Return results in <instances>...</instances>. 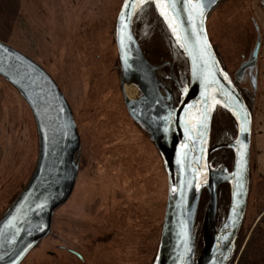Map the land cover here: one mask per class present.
<instances>
[{
	"label": "water",
	"instance_id": "1",
	"mask_svg": "<svg viewBox=\"0 0 264 264\" xmlns=\"http://www.w3.org/2000/svg\"><path fill=\"white\" fill-rule=\"evenodd\" d=\"M223 0H124L115 25L121 86H132L139 98L124 95L127 113L149 135L162 160L167 198L161 237L152 264H229L243 225L250 182L252 115L223 70L206 30L207 16ZM154 8L174 46L188 65L189 85L176 108L159 92L155 69L132 32L134 15ZM254 45L236 76L246 90L257 89L261 35L254 21ZM0 78L11 85L32 115L38 139L34 170L21 192L0 215V264H21L50 228L55 211L70 197L78 171L80 140L69 104L57 84L37 63L0 41ZM242 87V86H241ZM124 92V90H123ZM225 111L236 132L224 145L232 167L209 164L211 121ZM227 185L229 203L216 225L217 188ZM203 191L208 194L196 255L195 223Z\"/></svg>",
	"mask_w": 264,
	"mask_h": 264
},
{
	"label": "rangeland",
	"instance_id": "2",
	"mask_svg": "<svg viewBox=\"0 0 264 264\" xmlns=\"http://www.w3.org/2000/svg\"><path fill=\"white\" fill-rule=\"evenodd\" d=\"M123 1L0 0V41L19 49L35 60L56 81L60 91L65 93L69 107L74 109V114L80 121L79 130L82 137L79 140L82 143L84 159L88 160L78 182L77 171L69 200L53 215L54 231L50 237L43 239L22 264H76L77 262L70 260L60 251L59 246L63 242L85 254L89 260L85 264H94L90 261L94 255H100L102 251L104 257L100 264H150L154 255L161 233L159 222L162 208V212H165L167 178L165 170L161 172L159 168L160 162L154 146L137 127H134L124 108V92L114 42L116 20ZM75 11L82 13L80 25L77 31L75 27L70 28L71 35L61 43L58 38H62L66 32L65 17L67 13ZM143 18L144 16L137 22V32L147 40L149 37L144 33ZM73 20L76 21L77 18ZM254 21L264 40V9L259 0H223L208 15L206 22L208 38L231 74L236 75L241 61L248 57L254 45L256 36ZM38 31L42 39L38 34L35 36ZM146 40L143 48L150 51V41ZM82 53L91 56V61H87L90 62V66L93 63V68L103 64L99 67L100 70H97L100 76L89 83L94 85L92 91L84 84L86 77L81 71L88 65L83 64ZM262 54L263 49L258 57L263 67L261 74L264 73ZM71 72L78 73L71 75ZM238 83L243 91L252 93L251 90H246L247 82L246 86L244 82ZM137 94L139 93L135 96ZM93 95L99 97H94L93 104L88 105L84 97ZM258 105L259 110H264V91L262 94L260 92L253 106L255 114ZM261 117L264 120V114ZM217 118H222L223 122L224 119H230L226 112L220 113ZM226 122L223 128L234 134L231 120ZM253 132L255 133V129ZM254 133L250 146L252 186L257 177L264 178V135H260L256 141ZM37 156L38 139L30 110L18 92L0 78V215L26 185L34 170ZM94 172L97 177L100 176L98 181L101 184L103 177L104 181L108 182L112 181V176L120 175L123 178V174L126 175L119 181L121 183L117 184L123 189L125 197L131 201V207L128 208L130 218L122 219L123 224L120 227L117 217L114 222L116 226L107 228L108 232L113 228L115 232L117 231L116 236H122L114 237L120 238L121 243L115 242L111 245L113 237H108L102 242L103 247H97L96 242L101 233L93 232V229H89L90 226L79 230L72 220L66 218L68 211L80 212V204L85 200L90 202L94 197H101L104 205L111 195V189L104 183L99 189L95 185L92 186ZM102 172L105 173L103 177ZM90 176L91 179H88ZM86 181L89 182V189L83 188ZM225 186L227 185H221L218 187L219 190L217 189V226L221 222H218L217 217L224 216L228 206L229 191ZM253 194L254 192L248 194L245 218L240 229L241 238L245 236L241 250L257 222V219L253 220ZM203 196H206L203 200L209 199L206 193ZM199 217L204 216L197 211V219ZM86 218L96 222L95 217ZM203 220L200 222L203 223ZM239 254L240 252L234 259L232 257L229 264L237 263Z\"/></svg>",
	"mask_w": 264,
	"mask_h": 264
},
{
	"label": "flooded vegetation",
	"instance_id": "3",
	"mask_svg": "<svg viewBox=\"0 0 264 264\" xmlns=\"http://www.w3.org/2000/svg\"><path fill=\"white\" fill-rule=\"evenodd\" d=\"M259 2L264 9V0H259ZM149 7L152 8V6H149ZM148 12L150 13V11H148ZM152 15H151L150 19L153 21V20H155V16H154V14H152ZM207 19H208V16H207ZM135 25H137V22L135 23ZM38 33H39V31L35 33V36ZM207 34H208V32H207ZM39 37L42 39V36L39 35ZM135 38H136V36H135ZM140 39L142 40L145 38L140 37ZM136 40L140 46V44H141L139 42L140 40L138 41L137 38H136ZM209 40H210V38H209ZM169 41L172 45L171 54H174V53L180 54V51L174 46L172 40L170 39ZM40 42L42 43V41H40ZM114 42H115V40H114ZM210 43H211V45L215 51V54L217 56L218 55L217 50H216V48H215V46L211 40H210ZM141 46H140V48L142 51ZM30 47H31V45H30ZM13 48L23 54V52H21L19 49L15 48V47H13ZM142 52H144V49ZM148 52H150V51H148ZM24 55H26V54H24ZM82 55L84 56V59L91 61V56H89L87 53H84V54L82 53ZM143 55H144V53H143ZM26 56L29 57L28 55H26ZM29 58L31 60H33L31 57H29ZM98 59L100 60L101 57L99 56ZM178 59H180L179 56L177 57V59H175L174 62L169 61V62H162L159 64L154 63V62H150L146 59L152 66L156 67L155 74H156L157 80L159 82V87H158L159 92H160L161 96L164 98L166 104H168L172 108H176L179 105V103L181 102V99H182V92L189 85L188 68L186 69L184 67L185 63L182 62V69H178V67H179L178 61H177ZM217 59H218V56H217ZM33 61L36 63L35 60H33ZM91 64L93 65V63H91ZM87 65H88L87 68L83 69V71H81V72L91 73L90 76H92V79L90 81H87L89 75L88 74L84 75L86 77V82L84 84L87 86L88 89H90V91H92L94 85H92L93 83L92 84H89V83H91L93 79H96L95 77L100 76V73H98L99 71H97V70H99L100 69L99 67H101L103 64L99 65V67H94L96 69H94L92 65L90 66V62ZM220 65L222 66L223 70L228 74V76L230 77L231 81L233 82V84L235 85L237 90L241 89V87L239 86V83H238L239 81L236 78V75L234 73L231 74L227 70V68L224 65V63L222 62V60H221ZM90 67H92V68H90ZM119 68H120V66H119ZM120 74H121V71H120ZM54 82L56 83V81H54ZM238 92L240 93V91H238ZM62 93L66 97L65 93L64 92H62ZM242 94H241V96H243ZM248 96L250 97V99L252 98V100L254 101V94L253 93H249ZM94 97H99V96L93 95L92 97H84V100L88 105H90V104H93V98ZM138 98H139V94H137V96L134 97V100H137ZM66 100H68V99H66ZM123 100H124V98H123ZM124 108L126 110L125 103H124ZM70 109L72 110L74 122H75V125L77 128V132L79 134V138H81L82 136H81V133L79 130L80 129L79 128L80 121L76 118V116L74 114V109L72 107H70ZM126 113H127V110H126ZM220 113L225 114V112L222 110H216L213 113V117H212V121H211V131H210V137H209V150H212V151H211V154L209 156V164H210L211 168H213V169L225 167L228 170H230L232 167V162H233V154L229 149L225 148L224 145H227L233 139L235 134H232V131L228 132L223 128V125L225 127V125L227 124L226 120L230 121L232 118L226 113V115L228 117H230V119H224V122L222 121V118L221 119L217 118V119H220V120H217L216 116L219 115ZM108 114H109V112H108ZM127 116L129 118V120L132 122V124L134 125V127L135 128L137 127V129L139 131H141L146 136V139L149 141V143L154 146L155 150L157 151L158 159L160 162L159 168H160L161 172H163L164 171L163 160H162L155 144L151 141L150 135L145 130H143L136 122H134L128 113H127ZM95 117H97V116H95ZM234 125H235V123H234ZM233 129H234V127H233ZM235 132H236V127H235ZM251 142H252V136H251ZM80 145H81V147H80L81 149H80V153L78 155L79 156V167H78L77 182H78L80 176L82 175L83 169L85 168V163L88 161L87 159H84V153L82 152L81 140H80ZM93 161L95 162L96 160H93ZM249 168H250V162H249ZM90 173L91 172H87V174H90ZM104 175H105V173L103 174V172H102L101 176L103 177ZM92 176H93V180H91L92 186L95 185V187L97 189H99L100 186H102L104 183V184H106V186L109 189H111V195L108 197V199L106 200V203L104 204L106 206L103 205L101 197H99V198L94 197V199L92 201L86 202V200H85L84 202H82L80 204L81 205L80 212H78L77 210L68 211L66 218H67V220L68 219L72 220L75 223V226L77 225V228H79V230L83 229L84 227L90 226L91 228H89V229H93V232H97L98 234L101 233L98 235V239L96 242L97 247H103L102 242L105 241V239L108 237H113V243L111 245L115 244V242L121 243L119 240L122 236H119V235L116 236L115 233H117V231L115 232L113 228H114V226H116V225H114V222H115V219L117 217H118L117 222L119 223L118 226L121 227V225L123 224L122 219L130 218V214H131L130 210L128 209L131 207V201L125 197V195L123 193V189L118 186L121 183L119 181L123 180L126 177V175L123 174V178L120 175L112 176V181L114 182V184L111 180H109L108 182H106V180L104 181V177H103V183L101 184V182L98 181V178L100 176L97 177L96 172H94V174ZM92 176L88 177V179H91ZM84 177H85V174H84L83 178ZM118 182H119V184H117ZM88 183L89 182L86 181L85 187H83V188L87 187V189H89L90 187H89ZM220 187L221 186H219V188ZM219 188H217V189L219 190ZM204 193L207 194L206 191L202 192L200 200H199V206H198V212H199V214H201L203 212L202 213L203 216L205 214L207 204H208L207 199L203 200L204 198H206V196H203ZM207 197H208V194H207ZM65 204H63L61 207H63ZM98 208H100V210ZM162 211H163V208H162ZM162 211H161L162 216H161V219L159 222V228H161V232H162L163 219H164L163 218L164 213ZM86 217H91V218L95 217L96 222H95V220L93 222H91L92 220L91 219L89 220ZM202 219H204V217ZM217 220H218V222H220L221 218L219 219L217 217ZM198 222H199V224H201V235H202V224L203 223L198 221V219L196 218L195 227L198 224ZM108 226H113V228L111 229L110 232L107 231ZM195 230H196V228H195ZM53 231H54V228H53V219H52L51 228H50V230H49V232L45 238L50 237V235ZM197 232L198 231L196 230L195 243L197 242ZM114 237H120V238L114 239ZM160 237H161V233H160L158 242L156 244L154 255L150 261V264L153 263L154 258L156 256ZM45 238H44V240H45ZM42 241L43 240L39 241L37 243V245L31 250V252ZM200 241H201V238H200ZM67 244L68 243L63 242V244L59 246V249H60V251L65 253V255L68 256V258L70 260L77 262L76 264H85V263L89 262V260L85 254L81 253V251H79L78 249H74L73 246L72 247L68 246ZM195 248H196V255H198L201 251V248H200L199 252H197V246L196 245H195ZM103 253H104V251H102L100 255H94L93 259L90 262H92L94 264H100L102 257H104ZM23 261L21 262V264L23 263Z\"/></svg>",
	"mask_w": 264,
	"mask_h": 264
},
{
	"label": "trees",
	"instance_id": "4",
	"mask_svg": "<svg viewBox=\"0 0 264 264\" xmlns=\"http://www.w3.org/2000/svg\"><path fill=\"white\" fill-rule=\"evenodd\" d=\"M149 6L150 5H145L142 9H140L134 15L133 20H132V32L136 36L138 41L140 40L139 41L141 43L140 46L142 45L141 47L143 51L144 49L143 43L145 42L146 38L142 40L140 39L142 34H139L137 32L138 27L137 25H135V23L138 22V20L144 16L143 18L144 33L146 36L149 37L148 39L150 41L149 43L150 52H148V50H145V49L143 52L145 58L150 62H157L159 64L162 62H167L169 60L174 62L175 59H177V57L179 56L180 59L177 60L178 65H179L178 69H182V62L185 63L184 67L187 69L188 68L187 61L185 60V58L183 57L181 53L171 54L172 45L169 41L170 40L169 33L167 29L165 28L163 22L157 15L156 11L153 10V8H150ZM148 11H150V13ZM140 13H143V14L138 16ZM152 14H154L155 16V20L153 21L150 19V15ZM147 40L146 42H148ZM217 56H218L219 62L221 63L220 56L219 55ZM238 91H240L241 94L243 93L242 98L244 97L243 99L249 111L252 114L254 101L252 100V98L250 99V97L248 96L249 95L248 91H243L242 89H239ZM231 122L233 124L234 134H235L234 121L231 119ZM225 189L228 190V187L225 186ZM253 192H254L253 194V197H254L253 220L255 221L257 219V222L252 227L250 234L247 238V241L244 247L242 248V250H241V247L243 246V243L245 241V236L241 238V232L239 233L240 235H238L236 239V242H235L236 247H235V252L233 255V259H234L237 257V254L240 252L236 264H264V178L257 177V180L253 186H252V182L250 181L249 194H252ZM248 199H249V195H248ZM227 200L229 203V192H228ZM227 207L225 209V212L227 210ZM222 217L223 215L218 218L220 219ZM201 219L202 217L201 218L199 217L198 221H200ZM195 228L198 231L197 232V242L195 243V245L197 246V252H199L201 248V241H200L201 224H199L198 222Z\"/></svg>",
	"mask_w": 264,
	"mask_h": 264
},
{
	"label": "crops",
	"instance_id": "5",
	"mask_svg": "<svg viewBox=\"0 0 264 264\" xmlns=\"http://www.w3.org/2000/svg\"><path fill=\"white\" fill-rule=\"evenodd\" d=\"M258 29H259V27H258ZM259 33L261 35V46H260V50H259V56H260L262 49L264 51V47H263L264 46V40H263V35H262L260 29H259ZM262 56L264 57V54H262ZM262 68L263 67H262L261 63H259V60H258L257 61V89H256V92L254 94V104H255V101H256L257 97L259 96L260 92L262 94V92L264 91V73L261 74ZM256 110H258L256 112V114L254 113V111H253L254 114L252 113V133H254L253 130L255 129L254 135L256 134L255 139L257 141L258 137H260V135L261 136L264 135V120L261 117L264 114V110H262V109L259 110V105L257 106ZM256 146H257V144H256Z\"/></svg>",
	"mask_w": 264,
	"mask_h": 264
},
{
	"label": "bare ground",
	"instance_id": "6",
	"mask_svg": "<svg viewBox=\"0 0 264 264\" xmlns=\"http://www.w3.org/2000/svg\"><path fill=\"white\" fill-rule=\"evenodd\" d=\"M66 12H68V8H67V11ZM81 12H77V11H75V12H71V13H67V15H66V17H65V28H66V32L65 33H63V37L62 38H58V40L62 43V41L64 40V39H66V38H68L69 37V35H71V33H70V28H76V31H77V29H78V25H80V23H79V21H81L82 19H81V17H82V13L80 14ZM75 18H77V20L76 21H74L73 19H75ZM83 64L86 66L87 64H89V61H87V60H85L84 59V61H83ZM75 69V68H74ZM100 70V69H99ZM76 71H79V70H76ZM78 72H71V75H74V74H77ZM85 74H88L89 75V77H88V79H87V81H90L91 79H92V76H90L91 75V73H84V75ZM123 90H124V93H125V96L128 98V99H130V100H132L133 98H134V96H135V94L137 93V91L132 87V86H124V88H123Z\"/></svg>",
	"mask_w": 264,
	"mask_h": 264
},
{
	"label": "built area",
	"instance_id": "7",
	"mask_svg": "<svg viewBox=\"0 0 264 264\" xmlns=\"http://www.w3.org/2000/svg\"><path fill=\"white\" fill-rule=\"evenodd\" d=\"M234 264H236V262H234Z\"/></svg>",
	"mask_w": 264,
	"mask_h": 264
}]
</instances>
